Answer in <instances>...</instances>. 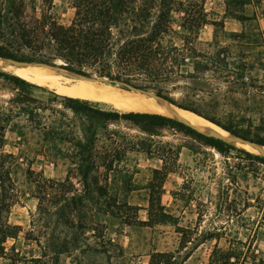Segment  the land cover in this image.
Returning <instances> with one entry per match:
<instances>
[{"label":"rangeland","instance_id":"rangeland-1","mask_svg":"<svg viewBox=\"0 0 264 264\" xmlns=\"http://www.w3.org/2000/svg\"><path fill=\"white\" fill-rule=\"evenodd\" d=\"M193 1L207 15V23L195 34L188 29L179 32L190 35L187 44L195 50L185 51L182 71L192 70L191 60L207 65L200 71L202 78L193 90V101L222 123L242 120L239 125L258 124L264 118V0ZM43 2L26 0L27 15L31 17L34 10L39 13L42 7L48 10L52 2L49 11L55 19L62 24L70 22L74 12L71 0ZM179 15L174 13L176 31H180ZM182 36L174 35L177 43L184 42ZM0 59L4 61L0 69L12 73L5 65L11 63ZM49 67L69 82L81 78ZM93 81L147 105H169L160 97L121 83ZM37 85L32 96L49 101L46 107L53 110L41 111L42 117L30 119L21 113L12 117L5 130L2 151L13 153L19 161L10 169L18 199L6 216L10 228H0V264H148L150 253L177 248V225L224 232L219 239L200 244L185 264H209L215 246L224 251L219 261L220 252L213 253L216 264H264V227L256 207L250 206L242 218H233L225 211L218 212L217 204L207 197L209 191L214 192L217 180L229 181L226 172L232 170L237 173L236 181L248 191V201L255 203L257 196L264 197V165L250 162L234 150L230 156L222 155L168 128L135 127L125 121L90 125L63 106V95L53 87ZM21 99L10 85L0 83V104ZM93 103L104 109L153 112ZM163 114L180 120L170 112ZM93 133L97 138L87 142ZM141 138L150 143V151L132 148ZM237 147L257 153L251 146ZM162 167L172 171L166 177L154 174L153 169ZM28 169L50 181H33ZM150 201L153 212L160 205L173 218L142 225L139 221L147 219ZM236 232L244 244L231 241Z\"/></svg>","mask_w":264,"mask_h":264},{"label":"trees","instance_id":"trees-1","mask_svg":"<svg viewBox=\"0 0 264 264\" xmlns=\"http://www.w3.org/2000/svg\"><path fill=\"white\" fill-rule=\"evenodd\" d=\"M50 4L52 5V2H49L48 10L42 7L39 13L34 10V14L29 17L25 10L26 0H0V58L59 67L83 78L106 79L121 83L160 97L177 107L190 110L226 129L234 136L264 146V118L258 124L247 122L245 125H239L243 124L242 120L238 124L222 123L208 115L192 99L193 90L202 78L200 71L206 69L207 65L191 60L192 70L182 71V57L187 55L185 51L195 52V50L193 46L187 44L191 42L186 39L190 35L182 36L183 33L179 32L188 29L190 33L195 34L203 23H207V15L203 7L195 1L71 0L74 12L67 24L55 19L49 11ZM174 13L180 14L178 24L180 31H176L174 27L176 22ZM174 35L182 36L184 42L177 43ZM0 83L10 85L19 96H22L21 100H13L7 105L0 104V169H2L0 228L7 230L10 224L6 216L18 199L15 179L10 169L19 164V161L13 153L2 151L5 130L10 126L12 117L21 113L29 119L42 117L41 111L53 110V107H46L49 101H42L32 96L33 89L38 88L39 85L18 75L0 69ZM174 94H181L182 97L177 99ZM61 98L64 107L79 114L90 125L102 121H125L135 127L168 128L182 132L199 143L216 149L222 155L230 156L231 151L234 150L245 155L250 162L264 165V155L208 135L191 124L165 114L104 109L90 100L65 95ZM96 136V133L88 136L87 142L94 141ZM92 143L94 142H91V145ZM132 148L150 151L151 145L145 138H141L133 143ZM238 166L240 167V164ZM168 171L172 170H167L166 167L153 169L154 174H161L164 177ZM27 172L33 175V181H42L44 184L50 181L31 169ZM226 175L229 181L223 183L220 179L217 180L214 192L209 191L207 197L212 198L217 204L218 212L225 211L227 216L233 218H242L250 206H255L261 214V223L264 227V197L257 196L255 203L248 201V191L236 181L237 173L228 170ZM85 180L87 173L84 175V182ZM242 194H246L245 199L242 198ZM230 196H233L232 199ZM78 200L81 202L82 196H79ZM135 208L139 209L137 205ZM165 218L172 219L173 216L160 205L153 212V204L150 201L147 219L139 222L144 226H152L164 222ZM176 231L180 234L177 248L173 251L150 253L148 264H185L200 244L208 239H219L224 234L220 229L200 230L197 226L191 228L177 225ZM258 233L254 232V234ZM235 234L231 241L244 244L239 236L240 232ZM243 234L250 236V233ZM215 252H220L217 256L218 261L224 255V251L215 246L209 264H216L213 261ZM231 258L234 260L235 256Z\"/></svg>","mask_w":264,"mask_h":264},{"label":"bare ground","instance_id":"bare-ground-1","mask_svg":"<svg viewBox=\"0 0 264 264\" xmlns=\"http://www.w3.org/2000/svg\"><path fill=\"white\" fill-rule=\"evenodd\" d=\"M5 61L7 63H11V64H5V65H8L7 67L12 70L13 74L18 75L35 84L50 85L59 94L70 96V97H76L80 99H86L90 101L107 102L110 105L112 104L113 106L120 108V109L121 108H124V109L134 108V109H141V110L148 109L153 112H157L161 114L165 112H170L172 115L179 117L181 121L191 124L201 131H204V132L209 131L213 135L221 139H224L228 142L233 143L235 146H237L238 144L251 146L257 153L264 154V146L256 145L254 143L244 141L230 134L229 132L222 129L218 125L209 121L208 119L190 110L176 107L170 103L168 105L167 103H164V102H160L158 104L155 103V104L147 105L136 98H133L127 94H124L123 92L122 94V93H118L116 91L110 90L108 88L98 86L95 84L96 82H94L93 80H89V79L78 78V80L74 82H69L68 81L69 79H67L66 77L60 74L53 72L51 70L52 68H50L47 65L38 64V63H18V62H14V63H18V64H14L10 60H5ZM3 63L4 61L0 59V64H3ZM157 100H159V98H157Z\"/></svg>","mask_w":264,"mask_h":264},{"label":"water","instance_id":"water-1","mask_svg":"<svg viewBox=\"0 0 264 264\" xmlns=\"http://www.w3.org/2000/svg\"><path fill=\"white\" fill-rule=\"evenodd\" d=\"M13 62H16V61H13ZM18 63H20V62H18ZM76 75V74H75ZM78 76V75H77ZM80 77V76H79ZM81 78H83V77H81ZM84 79H89V80H94V79H91V78H84ZM168 103H170V102H168ZM210 121V120H209ZM212 123H214V122H212ZM215 124V123H214ZM217 125V124H216ZM219 126V125H218ZM220 127V126H219ZM222 128V127H221ZM222 129H224V128H222ZM224 130H226V129H224ZM227 131V130H226ZM233 135V134H232ZM237 137V136H236ZM239 138V137H238ZM240 139H242V138H240ZM242 140H244V139H242ZM244 141H247V140H244ZM249 142V141H248ZM250 143H253V142H250ZM255 144V143H254ZM256 145H259V144H256ZM261 146H263V145H261Z\"/></svg>","mask_w":264,"mask_h":264}]
</instances>
